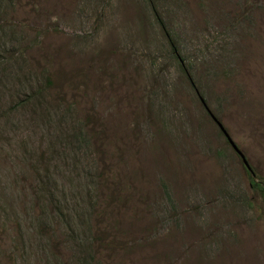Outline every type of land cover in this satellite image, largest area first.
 Listing matches in <instances>:
<instances>
[{"label":"rangeland","instance_id":"obj_1","mask_svg":"<svg viewBox=\"0 0 264 264\" xmlns=\"http://www.w3.org/2000/svg\"><path fill=\"white\" fill-rule=\"evenodd\" d=\"M255 183L264 0H0V264H264Z\"/></svg>","mask_w":264,"mask_h":264},{"label":"trees","instance_id":"obj_2","mask_svg":"<svg viewBox=\"0 0 264 264\" xmlns=\"http://www.w3.org/2000/svg\"><path fill=\"white\" fill-rule=\"evenodd\" d=\"M254 186L257 187L258 189L262 190V191L264 190V188H263L262 185H260V184L258 185L257 183H255Z\"/></svg>","mask_w":264,"mask_h":264},{"label":"water","instance_id":"obj_3","mask_svg":"<svg viewBox=\"0 0 264 264\" xmlns=\"http://www.w3.org/2000/svg\"><path fill=\"white\" fill-rule=\"evenodd\" d=\"M231 142V141H230ZM232 143V142H231ZM232 145H233V143H232ZM234 146V145H233ZM244 159V158H243ZM244 161H245V159H244ZM245 163H246V165H247V167H248V169H250V166L248 165V163L245 161Z\"/></svg>","mask_w":264,"mask_h":264}]
</instances>
